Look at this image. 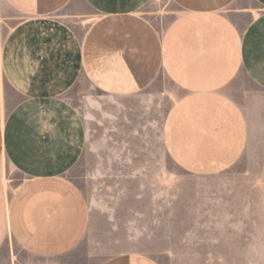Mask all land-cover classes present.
<instances>
[{"label": "crops", "instance_id": "0c3cea01", "mask_svg": "<svg viewBox=\"0 0 264 264\" xmlns=\"http://www.w3.org/2000/svg\"><path fill=\"white\" fill-rule=\"evenodd\" d=\"M150 2L0 0V264H161L141 252L83 250L92 214L67 176L86 141L66 96L79 84L115 98L171 84L180 94L164 117L166 154L195 175L254 168L239 184L250 185L258 211L264 0H167L163 12L144 9ZM91 97L82 94L88 105ZM11 172L21 175L16 185ZM260 244L239 246L238 264H264Z\"/></svg>", "mask_w": 264, "mask_h": 264}, {"label": "rangeland", "instance_id": "374dc122", "mask_svg": "<svg viewBox=\"0 0 264 264\" xmlns=\"http://www.w3.org/2000/svg\"><path fill=\"white\" fill-rule=\"evenodd\" d=\"M154 1L144 9L163 12L173 7L167 0ZM164 14L155 21L164 24L169 13ZM164 82L157 80L135 96L120 98L82 82L84 86L66 95L85 125L82 154L67 173L92 214L83 250L100 249L102 257L141 252L161 264H238L239 246L250 240L264 245V193L257 191L259 206L253 215L250 185L239 184V177L254 168L236 164L195 175L175 165L164 150L161 132L180 93ZM88 92L89 105L82 99ZM9 175L12 185L20 182L18 172ZM239 190H244L241 195Z\"/></svg>", "mask_w": 264, "mask_h": 264}]
</instances>
